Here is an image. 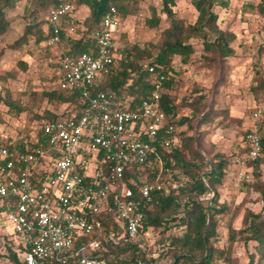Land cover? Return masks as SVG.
Wrapping results in <instances>:
<instances>
[{"label": "built area", "instance_id": "1", "mask_svg": "<svg viewBox=\"0 0 264 264\" xmlns=\"http://www.w3.org/2000/svg\"><path fill=\"white\" fill-rule=\"evenodd\" d=\"M71 12L68 1L47 11L52 34L45 44L58 49L56 86L78 93L85 104L81 115L43 121L41 145L31 150L0 148V162L6 160L0 165V218L25 248L24 264H64L69 258L78 264H109L92 257L102 241L100 218L115 222L122 237L135 240L151 194L175 190L182 180L176 175L165 184L163 177L172 173L156 151L180 143L178 129L160 107L164 76L148 67L152 90L136 105L133 96L98 91L118 57L114 33L119 16L110 7L90 35L95 49L72 56L64 52V41L71 38L65 26L74 22ZM259 113L253 114L255 120ZM245 141L246 157L259 158L257 132L251 130Z\"/></svg>", "mask_w": 264, "mask_h": 264}, {"label": "rangeland", "instance_id": "2", "mask_svg": "<svg viewBox=\"0 0 264 264\" xmlns=\"http://www.w3.org/2000/svg\"><path fill=\"white\" fill-rule=\"evenodd\" d=\"M258 1L220 0L221 4L214 8L218 17L217 30L231 37L228 47L232 54L222 63L217 65L205 60L207 55L199 37L187 41L194 49L188 64H181L178 57L172 62L175 83L169 94L179 104L180 116L190 112L185 105L199 94L206 97V110L210 108L225 112L215 115L210 123L187 131V135L199 139V153L205 162L215 163L216 155H221L227 161L222 185L218 189L217 204L218 207L224 206V212L216 217L217 235L215 241L210 242L211 246L223 252L215 255V264H264V255L260 256L256 251L255 242L244 243L239 233L250 215L260 214L264 221V155L255 165L256 162L248 159L243 150L245 132L257 131L260 127L264 131L261 119L255 120L253 117L256 111H260L259 114L264 117V88L257 87L264 78V23L259 16L242 11L244 4H257ZM129 7V15L119 18L114 33L115 47L118 51L131 47L149 51V57L135 60L137 64L145 65L155 55L154 47L160 44L169 22L161 12L160 0H138ZM28 9H33L31 0H21L14 8L6 10L9 29L0 38V140L32 141L46 119L43 117L45 111L61 115L69 109L49 102L44 96L45 92L56 89L58 79V57L51 46L44 41L36 42L35 36H28L25 44L10 48L25 31L30 19ZM173 12L175 18L186 26L193 25L198 15L190 0H175ZM88 14L84 7L73 12L75 21L65 26L71 38L78 37L84 31L82 22ZM154 16L159 22L156 27H150L149 21ZM45 18L46 11L37 12L36 20L44 21L42 30L46 29ZM207 36L212 40L215 35L207 33ZM21 65H25V68ZM7 96L23 107L21 113L4 104L3 98ZM181 129L185 130V127ZM208 169L209 166H204L205 172ZM171 173L172 177H163L165 184L179 176L182 180L178 181L177 188L185 185L186 178L179 175L177 170ZM240 173L244 176L241 177ZM211 197V194L204 195L202 203H209ZM176 225L171 223L172 228L165 232L164 237L161 229L148 232L142 248L146 259L154 261L151 264L172 263L171 259L160 260L159 254L167 236L181 237L184 234V227ZM9 237V231L0 218V264H16L7 256Z\"/></svg>", "mask_w": 264, "mask_h": 264}, {"label": "trees", "instance_id": "3", "mask_svg": "<svg viewBox=\"0 0 264 264\" xmlns=\"http://www.w3.org/2000/svg\"><path fill=\"white\" fill-rule=\"evenodd\" d=\"M21 0H0V38L9 29V21L6 17V10L12 9ZM33 9H28L27 14L30 19L25 27L23 35L18 38L11 46V49L18 48L27 42L28 36H35L36 42L47 41L51 36V28L46 24V29L41 26L44 21H37L38 11H47L51 7L57 6L61 1H68L72 5V14L79 8L84 7L89 14L82 22L84 31L74 38L64 41V52L67 55L78 56L82 53L95 49V44L90 38L91 33L100 27L101 20L105 12L114 7L119 18H125L130 13V4L138 0H31ZM161 12L169 22V26L163 31L161 42L156 48L152 60L145 64H137L135 60H142L145 56L149 57L150 52L140 50L137 47L123 48L120 51L116 48L117 58L110 68V73L104 84L98 91H111L119 98L133 96L135 105L140 99L149 96L152 86L153 75L148 73V67L153 66L156 72L164 76L162 82L163 93L161 95L160 107L165 114L169 124L177 129L185 127L176 132L179 145L170 150L157 146L156 151L161 157L164 166L171 172L177 170L179 175L186 178L185 185H181L176 191H159L151 194V201L148 207L144 208L143 228L135 240L122 237L119 226L103 216L100 218L103 225L102 241L99 249L92 253V257L101 258L109 264H151L154 261L146 259L142 242L151 230H162L165 232L172 227H184V234L180 237L169 235L163 241V249L160 252V260L171 259V264H215V255L219 252L210 242L215 241L217 235V215L224 212V206L218 207V189L222 185V179L227 161L221 155H216L215 163H207L199 153L200 142L197 137L187 135V131L198 129L200 125L210 123L217 114H225L212 109L206 110V97L199 94L193 101L185 106L190 109L187 115H179V104L175 103L170 96V91L175 83L173 59L178 57L180 63L185 65L191 59L194 49L187 43L192 37L202 39L203 51L208 56L206 61L212 64H220L225 58L230 56L231 50L228 42L231 37L225 36L217 30V14L214 8L221 4L220 0H190L193 8L197 12V19L193 25H184L176 19L173 12L175 0H160ZM244 13L254 14L263 19L264 23V0H259L257 4H244ZM75 21V20H74ZM159 22L157 17H152L149 21L150 27H156ZM46 23V22H45ZM207 33L214 34V39H209ZM63 38V35H62ZM25 68V65H21ZM58 80V79H57ZM258 88H264V78L257 84ZM49 102L64 105L67 108L61 115H54L48 111L44 112V121L55 120L57 118H67L70 116L79 117L85 106L79 99L78 93L55 90L44 93ZM4 104L10 109H14L18 114L23 111V107L11 101L7 96L3 98ZM264 125V117L259 114ZM257 120V119H256ZM250 132H245L246 135ZM260 138L261 155L254 159L253 163L258 164L264 155V131L260 127L257 131ZM37 141L22 139L0 140V148H6L11 153L14 149L20 151L31 150L41 145V134H36ZM243 150L247 152L246 141ZM10 157L7 159L9 160ZM6 160L0 162L3 164ZM204 166H209L208 171H204ZM211 194L209 203H202L204 195ZM264 200V196L262 197ZM264 209V205L262 207ZM181 214L180 217L178 215ZM244 243L255 242L256 251L260 256L264 255V221L260 214L250 215L245 220L244 228L239 231ZM9 237V246L6 248L8 258L16 264H24L22 255L25 248L18 238ZM17 242H16V241ZM51 264H61L52 262ZM64 264H78L75 259L69 258ZM216 264H223L221 262Z\"/></svg>", "mask_w": 264, "mask_h": 264}, {"label": "crops", "instance_id": "4", "mask_svg": "<svg viewBox=\"0 0 264 264\" xmlns=\"http://www.w3.org/2000/svg\"><path fill=\"white\" fill-rule=\"evenodd\" d=\"M55 52L56 54L58 53V49L56 47H51Z\"/></svg>", "mask_w": 264, "mask_h": 264}]
</instances>
